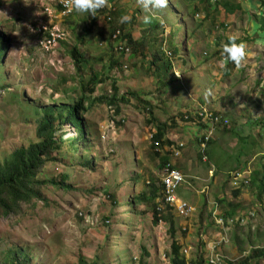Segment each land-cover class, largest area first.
Here are the masks:
<instances>
[{
	"label": "rangeland",
	"instance_id": "rangeland-1",
	"mask_svg": "<svg viewBox=\"0 0 264 264\" xmlns=\"http://www.w3.org/2000/svg\"><path fill=\"white\" fill-rule=\"evenodd\" d=\"M60 1L0 0V33L7 42L0 64V164L15 150L41 140L36 129L50 107L80 102L78 117L85 132L84 139L73 144L77 131L54 114L55 137L65 141L52 160H45L35 179L61 182L67 175L66 188L46 184L39 188L42 199L24 207L22 215L0 216V264L7 251H21L19 260L27 264H170L169 223L153 225L150 207L136 198L151 184L159 186L161 167L150 139L157 125L167 127L162 128L164 147L173 140L188 145L177 164L185 179L176 195L196 211L189 220L174 217V222L176 238L188 253L181 255L194 263L206 255V245L217 236H210L214 225L210 202L234 201L235 183H229L228 174L244 165L259 171L250 175L252 179L264 174L260 154L264 151V34L257 21L264 17V0H168L150 24L143 22L142 9L137 13L138 0H131L127 6L132 12L126 10L131 19L120 26L145 44L135 56L130 47L129 61L115 53L100 11L96 16L73 11L66 18L59 14L47 18L44 9L54 13ZM118 1L126 6L124 0ZM230 7L233 14L228 13ZM183 21L188 35L180 24ZM43 27L49 32L54 28L61 38L46 52L41 49L47 38ZM230 36L238 43L247 40L249 55L240 67L225 74L220 59L210 66L207 59L215 45L223 46ZM173 47L182 58L172 54L175 68L166 74L157 66L165 61L162 51L170 54ZM74 48L84 60L78 65L71 58ZM203 50L211 53L199 55ZM111 60L119 61L113 69ZM207 67L209 77L203 70ZM92 72L106 82L90 94L84 85ZM167 81L170 85L164 84ZM113 95L128 99L119 104V114L97 99ZM196 102L222 114L226 130L236 129L232 133L223 132V126L216 129L206 143L207 161H201L192 136L200 132L181 121L183 114H198ZM209 169H214L212 178ZM205 186L209 192L198 194ZM242 195L238 202H252L241 211L245 224L230 227V245L246 250L250 241L264 244V195L260 202L251 189ZM250 209L255 216L246 219Z\"/></svg>",
	"mask_w": 264,
	"mask_h": 264
},
{
	"label": "trees",
	"instance_id": "trees-1",
	"mask_svg": "<svg viewBox=\"0 0 264 264\" xmlns=\"http://www.w3.org/2000/svg\"><path fill=\"white\" fill-rule=\"evenodd\" d=\"M117 0H109L111 3H116ZM262 7H264V1L262 2ZM239 8V7H237ZM101 11V10H100ZM117 11V10H116ZM102 12V11H101ZM106 11H104L105 13ZM119 12V11H117ZM234 9L232 7L228 8V13L233 14ZM115 21L119 20L121 15L113 14ZM263 19V20H262ZM262 20V21H261ZM258 22L261 23L260 31L264 34V17H260L257 19ZM112 29L113 26H111ZM225 29V26L222 25ZM175 34V32H174ZM122 41H126L130 47L133 49V55H138L142 53L144 49V41L134 40L131 33H125L122 35ZM228 39H226V42ZM5 48H7V42L5 40V35L0 33V64L3 58V54L5 52ZM132 53V51H131ZM223 53V46L220 43L215 45V50L209 59H214L215 57H222ZM175 56L178 55V48L173 47L172 53ZM164 54L162 53V56ZM71 58L74 61V64L78 65L82 63L83 56L77 52V49L74 48L71 50ZM165 60L162 63V66H157V68L161 69L164 73H168L171 68V63L169 58L166 56L163 57ZM161 60V59H160ZM159 60V62H160ZM208 60V59H207ZM118 60H111L109 64V68L113 69L115 65L118 63ZM235 68L236 66L231 62H228V67ZM228 74V71L226 72ZM106 82V78L103 79L97 74L96 72L91 73L90 79L84 85L86 87V91L90 94L94 93L97 86L102 85ZM113 85V92L116 94L117 89ZM164 84L170 85L169 82H165ZM85 87L84 90L85 91ZM101 103H105L106 105L114 108L115 113H120V106L121 102L127 103L128 99L125 96H122L119 100L117 99L116 95L111 97H98L97 98ZM81 109V103H77L73 107H50L44 111V116L41 118L39 125L36 129V134L38 135L39 139H41L37 143H32L28 146V148H20L15 150L10 154L8 160L4 161L0 164V216H4L7 218H14L18 215H22L23 208L26 206H34L36 200H41L42 197L39 193V188L45 186L46 184H50L52 186H57L59 189H65L63 187V180L67 179V175H63L62 181H36V174L38 170L42 167L46 159H53L52 154L60 150V143L64 142L65 139L62 137H55V129H54V120L56 116L58 119L64 123L72 125L75 130L77 131V137L72 138V143L77 142L78 140H83L85 136V132L82 127V120L78 117V112ZM54 114L56 116H54ZM188 118L186 119L189 122H193L194 119L190 114H187ZM181 119H184V115H182ZM173 124L175 125V121L173 120ZM199 124V123H197ZM223 126V124H221ZM202 124L198 125V128L201 129ZM162 128H167L162 126L156 127L157 131L153 137L154 142H159L161 147L164 146V134ZM223 132L228 131L223 126ZM234 129V128H233ZM229 130L228 133L235 132L234 130ZM210 141V140H209ZM208 141V142H209ZM166 142V141H165ZM198 142V141H197ZM169 144V141L167 142ZM153 148V145H152ZM156 157H158L160 161V166H163L169 160L167 156H160L158 153H154ZM201 158V156H200ZM86 166H90L89 163ZM240 170V169H238ZM257 174V172H256ZM251 187L258 188V195L259 200L260 196L264 192V183L263 181H259L257 176L250 182ZM130 187H135V182L131 181ZM69 188V187H67ZM160 187L156 184H151L148 191L136 198L141 200L144 203L148 204V207L151 209V216H152V223L153 225H158L159 222L169 223L170 228L168 230V234L170 237V251H169V261L170 264H187L185 258L181 255L182 246L178 243L176 239V228L174 222V216L172 213L164 209L163 211H159L158 205L155 201ZM239 192L234 193V197L238 195ZM135 198V199H136ZM135 199H132L130 202L132 205L135 203ZM224 201H220V204ZM227 203V202H224ZM232 208V213L230 215L234 216L236 214L237 208L236 205L230 204ZM228 213V212H227ZM22 254L20 252L14 251H7V255L4 256L3 262L1 264H27V261H20L19 255ZM146 256L149 257V254ZM190 264H204V259L199 258L195 263L191 262Z\"/></svg>",
	"mask_w": 264,
	"mask_h": 264
},
{
	"label": "clouds",
	"instance_id": "clouds-1",
	"mask_svg": "<svg viewBox=\"0 0 264 264\" xmlns=\"http://www.w3.org/2000/svg\"><path fill=\"white\" fill-rule=\"evenodd\" d=\"M128 1H131V0H128ZM122 2L127 3L126 0H124ZM70 3L72 6V12L68 16H70L73 13V11H75L77 13H87V14H89V16H96V13L101 10L102 12L101 11L100 12L103 13V15H102L103 16V22L101 23V25H107L108 26V28H109V34H108L109 42L111 43L112 47L114 48L115 53L117 55H123L124 61H129V59L131 58V48L126 41H122V35H124L126 32H124L122 26H120V23L121 24L127 23L131 19L130 16L126 14V10L128 13L132 12L131 9L128 10V8H127L128 6L118 5L119 3H121L118 0L116 1V3H111V2H109V0H70ZM167 4H168V0H138V5L140 7L136 10H137V13L139 14L140 13L139 10L142 9L143 13H144L143 22L145 24H150L153 21V19H155L156 14L167 7ZM44 10H45V16L47 18H49L50 15L46 14L47 12L50 13L49 10L48 9H44ZM60 10H61V7H60V5H58L57 11L59 12ZM116 10L119 11L120 13L117 12ZM57 11H55V12H57ZM104 11H106V12L104 13ZM124 12H125V14H124ZM113 14L121 15L119 20L115 21ZM122 14H124V15H122ZM68 16H66V17H68ZM66 17H63V18H66ZM180 24H182V27L184 28L186 35H188L187 30L189 27H187L186 22L183 21ZM111 26H113L114 29H112ZM43 29H44V27H43ZM44 31L46 32L47 37H49V31L48 30H44ZM132 37L134 40L138 41V39L134 38L133 35H132ZM60 40L61 39H59L58 41H60ZM246 41L247 40H245V42ZM245 42L241 41L238 43V40L235 36H230L228 38V41L223 45V53L221 55L222 57H215L214 58V59H217V58L220 59V64H221L222 68L226 69V72L229 70V74L231 73V70L233 67H231V68L229 67V69H227L228 62H231L232 64H234L236 66L235 68H238L246 61V58L249 55V53H248L247 45ZM41 49L44 52H46L44 46L41 47ZM162 53L164 54L162 57L166 56L167 58H169L170 63H171L170 71H173V68H175V66H173V62H172L173 55L171 53L166 54L165 51H162ZM209 53H211V52H208L207 50H205V51L203 50V52L199 51L198 54L208 56ZM181 54L182 53H180V50L178 49V55L175 57H177L178 60H180L182 58ZM187 54L189 56V53H187ZM167 55L168 56L171 55V57H168ZM214 59H212V60L208 59L207 60V61H211L209 63V66L212 64ZM182 64H183V66L186 65L185 62ZM177 67L180 68L179 64H177ZM208 67H207V69H203V70L205 71V76L209 77L211 75V71L208 70ZM226 72H225V74H226ZM167 74H169V72ZM180 78H181L180 72L176 71V79L180 80ZM197 110H198V114H193L191 112L187 113L193 117V119H194L193 122H189L186 120L188 118V116H186L187 114H183L184 119L183 120L181 119V121L183 123H186V124L190 123L196 127H198L199 124H202L201 129H199L200 134L196 136V139H194V142L197 144L199 150L201 151L199 153V155L201 156V161H207V158L204 154L205 149H206V143H208V141L211 140L215 136L216 129L219 126H222L221 124H223L224 127L226 126L227 121L224 120V117L222 114L217 113V111L212 110L211 108H208L207 106L202 105ZM204 110L208 111L211 114L210 118H208V120H206V121H203L202 118L199 116V114L202 113ZM197 123H199V124H197ZM175 125H176V122H175ZM201 131H204L205 133L202 134ZM234 131L236 132V129H234ZM263 132H264V129H263ZM155 134L156 133H153L152 139L150 138L152 140V145H153V148H152V146H151V148L154 150V153H158L160 156H168L169 153H171V156L168 157L169 160L167 161V163L165 165L170 164L172 168L176 169L177 171H179L182 174V176H183L182 184H183L185 177H184L183 173L181 172L180 167L177 164H178V162L181 161L182 155L184 154V151L188 146L187 143L184 142L185 143V145H184L183 142H177L176 140H173V143L170 147H164V146L161 147L159 142H156V143H158V145L155 146V144H154L155 142L153 140V137ZM258 134H260V133L258 132ZM164 143H166V142L164 141ZM180 143L183 144V148L181 149V155L178 158H174L173 157L174 150H175V148H177V145H179ZM169 145H170V143H169ZM164 149H166L165 150L166 152L164 155H162L161 152ZM260 154L262 157H264V151ZM158 161H159V159H158ZM175 161H176V163H175ZM159 165H160V161H159ZM165 165L160 166L161 169ZM238 171L239 172L234 171V172H231L228 174L229 183L231 181H234V183H235L234 184L235 189L233 188L231 195H233L234 190L235 191L237 190L236 192H239L238 195L233 199L236 200L239 197L240 191H238V189L250 187V189L252 191L255 190L254 192H255V195L257 198V202H260L259 196H257L259 194L258 188L257 187H251V184H250V182L252 181V178L250 177V175L255 174V172L252 173L251 167L249 169V167H246L245 165H244V168L242 170H238ZM258 173H259V171L257 172V174ZM244 174H246V176ZM213 176H214V169H209V178H212ZM160 179H161V171H160ZM258 180L259 181L261 180L264 183V174L260 175ZM158 187H160V189H159V192H158V195H157L155 201L156 200L159 201V199H160V192L162 190L161 180L159 182ZM209 188L210 187L205 186L202 188V190L197 191V193L201 194V195H206V193L209 192ZM263 195H264V192L260 196V199L262 198ZM263 199H262V201H263ZM158 201H156V203H157L158 208H159V207H161L162 203H159ZM220 201H223V200H220ZM220 201L219 202H215V201L210 202V214L213 218V223H214L213 230L210 233V236H211V234H217V236L213 237L214 238L213 243L210 244V242H211L210 241L208 246L206 245L207 249L204 251V253L207 252L206 253L207 257H206V255L203 257L204 264H208L207 261L213 253L223 256V258H224L223 264H236L235 261H239V263L240 262L244 263V261L248 262L249 259L253 258V257L256 260L255 264H264V244H253L252 241H250L248 243V247L251 246L250 252L248 254L243 255L240 258L233 259L232 257H228L227 255H223L220 253V251L223 250V247H227L228 245H230V233H231L230 227L236 222L238 225H241V226H243L245 224L244 223V217H245L244 212L239 213V211L237 209L236 214L234 216H232L229 214V212L227 213V212L221 211L222 206L220 204ZM214 203L217 204V208L214 207ZM231 203H234V201ZM191 206H193V205H191ZM220 207H221V209H220ZM164 209H167L171 212V210L165 206H164ZM164 209L161 207V209H158V210L161 212ZM216 210H217V215H215ZM254 212L255 211L247 212L246 213V215H247L246 219L253 218L255 216ZM172 215L177 218V216L175 214L172 213ZM216 217L221 218L223 220V224H218ZM190 218L185 219V220L187 221ZM179 219H181V218H179ZM181 220H184V219H181ZM248 224H250V223H248ZM182 229L184 231L186 230L185 227H182ZM219 238H220V240L216 241ZM178 243L182 246L181 242L178 241ZM213 246L216 247V249L214 251H212ZM219 248H222V249L220 250ZM185 251L187 252V249H183V250L181 249V253H183L184 255L185 254L187 255L188 253H185ZM259 262H261V263H259ZM186 263L190 264V262H187V261H186ZM239 263H237V264H239Z\"/></svg>",
	"mask_w": 264,
	"mask_h": 264
},
{
	"label": "built area",
	"instance_id": "built-area-1",
	"mask_svg": "<svg viewBox=\"0 0 264 264\" xmlns=\"http://www.w3.org/2000/svg\"><path fill=\"white\" fill-rule=\"evenodd\" d=\"M59 5L61 7V10L59 12L57 11L54 13H49L50 17L53 16V18H57V14H59V18H63L68 16L72 12L70 0H61ZM44 30H47V28L44 27ZM59 39L61 38H59L56 30L53 28L52 31L49 32V37H47V39L42 44L44 48L48 50V48H52V45L55 44ZM199 116L203 121H206L208 120V118H210L211 114L208 111L204 110L199 114ZM150 138L152 139V135ZM154 144L155 146L158 145V143L156 142ZM182 148V143L177 145V148H175L173 153L174 158H178L181 155ZM160 180L162 190L160 192V199L158 202L169 208L171 212L177 217L184 220L190 218L195 213L196 209L193 206L189 205L187 202L180 200L176 195L177 188L180 187L183 182L182 174L176 169L172 168L170 164H167L161 169ZM214 207L217 208L216 203H214ZM158 209H161V207H159ZM215 215H217V210L215 211ZM216 218L218 224H223V220L221 218ZM215 249L216 247L213 246L212 251H214ZM185 253L187 252L185 251ZM223 260V256L213 253L208 259L207 263L223 264Z\"/></svg>",
	"mask_w": 264,
	"mask_h": 264
},
{
	"label": "crops",
	"instance_id": "crops-1",
	"mask_svg": "<svg viewBox=\"0 0 264 264\" xmlns=\"http://www.w3.org/2000/svg\"><path fill=\"white\" fill-rule=\"evenodd\" d=\"M130 2H131V1H127L126 6L129 5ZM127 8H128V10L131 9V7H127ZM165 25H167V24H165ZM188 31H189V28H188V30H187V33H188ZM200 106H202V105H201L200 103L196 102V105H195V108H194V109H197V108H199ZM192 129H193L194 131H199V130H198V129H199L198 127H194V128H192ZM257 133H258V132H257ZM188 135H191V133H189ZM175 136H176V135H175ZM192 136H193L194 139H196V136L194 137L193 134H192ZM187 138H189V137H187ZM187 138H186V139H187ZM197 140H198V139H197ZM175 163H176V161H175ZM251 171H252V173H254V172H255V173L258 172V171H256L255 169L253 170L252 168H251ZM257 178H259V176H257ZM250 180H251V179H250ZM234 189H235V188H234ZM246 189H250V188H240V189H238V191H240V195H239V197H238L236 200H234V203H230V204L236 205V208H237L238 210L240 209V210H239V213H242V212H241L242 209H245V208L247 207V205L250 204V203L252 202L251 199H250V201H248V202H245V201H243V203H242V202H238L239 199H240V197H241V195H242V193H243ZM236 191H237V190H236ZM236 191H234L233 194L236 193ZM251 193L253 194L252 197H254V199H256V201H257V198H256V195H255V192L251 190ZM243 195H246V196H247V194H243ZM243 195H242V196H243ZM227 204H228V203H227ZM230 204H228V207H227L226 203H224V202L221 203V206H222L221 211L232 213L233 211H232V208H231ZM244 211H245V210H244ZM252 211H254V210L250 209L248 212H252ZM219 240H220V238H219L218 240H216V241H219ZM235 240L239 243L237 237H235ZM213 242H214V240L211 241L210 244L213 243ZM238 243H237V244H238ZM206 249H207V247H206ZM206 249H205V250H206ZM219 249L221 250L222 248H219ZM250 249H251V246L248 247L246 250H241L240 247H239V248H234V247H232L231 245H228L227 247H223V250L220 251V253L223 254V255H227L228 257H232L233 259H235V258H240V257H242V256L245 255V254H248V253L250 252ZM230 251H231L232 253H236V255H235V256H230V253H231ZM238 253H240V254H238ZM235 262H236V264L239 263V261H235ZM255 262H256V260H255V258L253 257V258H250L248 262H247V261H244V263L240 262L239 264H255ZM259 263H261V262H259Z\"/></svg>",
	"mask_w": 264,
	"mask_h": 264
}]
</instances>
